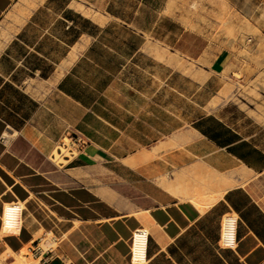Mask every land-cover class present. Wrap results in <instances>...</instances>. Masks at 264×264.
Segmentation results:
<instances>
[{"label":"crops","instance_id":"1","mask_svg":"<svg viewBox=\"0 0 264 264\" xmlns=\"http://www.w3.org/2000/svg\"><path fill=\"white\" fill-rule=\"evenodd\" d=\"M53 1L40 0L7 29L23 1L0 0V216L24 206L21 231L0 240L4 249L32 251L44 228L57 247L33 252L29 264H96L110 249L121 264H264L256 179L264 178V127L250 131L224 108L209 109L212 76L239 68L244 43L220 46L209 25L173 0L169 15L159 8L141 23L137 8L127 14L111 0L100 20L73 0ZM204 2L229 11L253 48L264 43V0ZM179 57L195 64L193 73ZM195 84L205 101H195ZM70 133L83 143L71 141L73 151L57 157ZM164 162L177 168L172 184L190 167L249 178L201 208L159 181ZM226 213L238 217L234 247L220 243ZM138 228L149 233L144 263L131 259ZM98 239L104 246L92 254Z\"/></svg>","mask_w":264,"mask_h":264},{"label":"rangeland","instance_id":"2","mask_svg":"<svg viewBox=\"0 0 264 264\" xmlns=\"http://www.w3.org/2000/svg\"><path fill=\"white\" fill-rule=\"evenodd\" d=\"M22 1L23 5L18 9L17 15H13V19L6 22L5 27L7 29L12 27L16 21L21 22V17L30 12L31 8L37 6L40 0ZM64 1L65 0H54L53 3L59 5ZM109 1L110 0H73V5L98 20L105 19L101 14L108 9L111 4L114 9L123 11L127 14L137 8L138 13L135 15V23L151 21L155 13L159 12V8H162L163 15H169L171 13L169 0H151L148 6L141 5L140 0H111V4ZM204 1L205 0H173V6L174 8L177 7L180 11H187L190 18H194L205 25H209L210 31L213 32V37L216 39L218 38V41L219 38H221L219 42L220 46L225 45L226 42L241 41L244 43L243 48L240 49L243 60L242 63L239 64V68L234 69V71L227 70L217 76H212L211 79L214 80L210 83L211 100L209 109L217 112L218 108H224L225 111L223 115L225 117L236 124H241L243 128L250 131H258L260 125L264 127V43L259 44L258 50L253 48L248 41L249 37H245L244 35L239 36V30L235 27L231 19L232 14L229 11H226V9H222L221 11L210 10ZM166 26H170L169 22L166 23ZM6 38H8V36ZM178 65L184 71L190 73H193L191 72V67H195L194 63H190L189 66L186 67V60L182 57H179ZM178 79L183 78L179 75ZM179 84H181V80H179ZM194 91L195 101L196 98L205 101L207 96L205 91L201 92V90H197L196 84L194 85ZM199 111H201V108L195 105L194 113ZM67 136L68 137H65L55 149L57 157L63 158L64 154H70L71 150L69 145L71 141L77 139L82 140L78 133H70ZM64 142L67 146L62 145ZM185 171L186 176L184 177L186 178L181 176L176 184H172L169 181L171 176L178 173L177 168L173 163L164 162L162 175H160L159 181L168 189L171 188L168 187V185H170L174 188L181 187V189H187L190 193L192 192L193 195H204L205 193L217 191L220 185L224 184L225 186L226 181L232 184L230 186L226 185V187L223 188V192L231 186L244 183L249 178L247 173L240 170H230L225 173L216 174L211 170L203 171L190 167L187 170L185 169ZM256 179L258 181L257 187L264 192V178H259L257 176ZM189 183H192L193 187H191ZM9 210H11V208L7 211L9 212ZM23 210L24 206L22 205L21 224L23 221ZM36 238V243H34L36 248H33L32 251L30 250L31 245H29L22 251L13 253L10 249H4V246L0 244V257L3 258V264H21L19 260H22L23 264H29L33 261V252L40 250L51 251L57 247V237L52 230L41 228L36 233ZM95 238H98L97 235H95ZM103 246V243L99 240V242L92 247L91 253L94 254L96 252L95 250H102ZM111 254L112 250L110 249L108 252H105L104 256L102 255L96 260V264H121V261L115 257H109ZM26 255L30 257L28 258Z\"/></svg>","mask_w":264,"mask_h":264},{"label":"built area","instance_id":"3","mask_svg":"<svg viewBox=\"0 0 264 264\" xmlns=\"http://www.w3.org/2000/svg\"><path fill=\"white\" fill-rule=\"evenodd\" d=\"M77 143H83L82 140L77 139L74 140ZM73 142V141H72ZM72 146L73 144L70 143ZM62 145L67 144L64 142ZM73 151L72 148H70ZM22 214V212H21ZM21 222V218H20ZM139 236L145 239L144 243V259H135V251H134V243L136 241V237ZM148 242H149V233L145 228H138L134 231L132 237V247H131V259L135 263H144L147 259V252H148ZM220 243L226 247H234L238 243V217L234 213H226L223 216L222 223H221V234H220Z\"/></svg>","mask_w":264,"mask_h":264},{"label":"bare ground","instance_id":"4","mask_svg":"<svg viewBox=\"0 0 264 264\" xmlns=\"http://www.w3.org/2000/svg\"><path fill=\"white\" fill-rule=\"evenodd\" d=\"M157 149H159V147H156L154 149V151H156ZM153 153H147L145 152V156L146 159L149 158L150 156H152ZM222 180V179H221ZM182 181V180H181ZM223 181V180H222ZM222 183V182H221ZM232 183L231 182H227L226 181V185L230 186ZM226 185H220L219 189L215 192L212 193H205L203 194H199V195H193V193L189 192V190L184 189L181 187H172L170 185H168V187L170 188L169 190L173 191L174 193L181 195V197H189L190 199H192L199 207L204 208L207 206H210L211 204H213L214 202H217V200L219 199L220 196L223 195V188L226 187ZM222 190V191H221ZM211 192V191H210ZM212 206V205H211ZM15 209V208H14ZM13 208H11V210H9V214H11L14 210ZM205 210V209H204ZM144 243H145V239L141 238L139 236L136 237V241L134 243V251H135V259H144ZM49 245V244H47ZM12 251V250H11ZM14 253V251H13ZM21 264H23L22 260H19Z\"/></svg>","mask_w":264,"mask_h":264},{"label":"clouds","instance_id":"5","mask_svg":"<svg viewBox=\"0 0 264 264\" xmlns=\"http://www.w3.org/2000/svg\"><path fill=\"white\" fill-rule=\"evenodd\" d=\"M20 212H22V209L16 208L11 214H9L6 209L5 214L3 216H0V221L3 222L2 225H0V240H4V238L7 236L19 235L18 230L21 231L22 227L18 215ZM0 264H3L2 257H0Z\"/></svg>","mask_w":264,"mask_h":264}]
</instances>
